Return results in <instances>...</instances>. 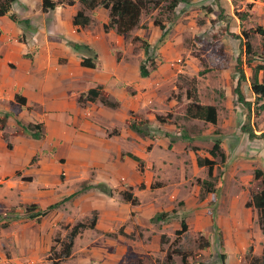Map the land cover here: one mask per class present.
Masks as SVG:
<instances>
[{
  "label": "rangeland",
  "instance_id": "rangeland-1",
  "mask_svg": "<svg viewBox=\"0 0 264 264\" xmlns=\"http://www.w3.org/2000/svg\"><path fill=\"white\" fill-rule=\"evenodd\" d=\"M157 1L158 4L155 6L150 5L148 9L142 10L136 27L128 33L119 34L123 35L124 40V49L120 51L125 55L126 53L127 55H133V57L128 58L129 63L134 62L136 58L141 62L145 56L143 42L146 40L149 44L150 57L155 61L154 68H150L149 62L147 67L151 71L160 67H166L171 70L169 76H166V78L168 77L165 80L167 83L157 92L158 98L154 99L156 111L153 108H149V113L158 112L159 114H165L169 112L166 103L160 98L164 95L167 97V102L172 98L175 100L173 102L174 107L170 108V112H174V119L172 118L165 127L169 131L162 130L158 122L154 124V122H149L146 119H140L146 120L143 125L145 133L147 131L146 134H139L133 131L134 133L129 134L130 137L113 138L116 142L111 140L113 148L117 150L123 149L120 160L116 154H114L115 156H112L113 154L110 156V159L117 162V164L126 166L125 152H133V147L145 152L144 159H142L143 161L140 165L142 172L139 171L137 163L135 167L132 165L131 168L136 173L134 180L139 181L137 185L141 184L139 188L143 189L139 191L140 201L138 204L132 205L122 199L121 192L129 186L125 183L127 178L123 175L118 177L116 183L115 179L113 181L114 186H112L111 178L104 176V174L110 173V170L106 167L95 168V173L92 174L94 180H102V178L103 180H110V184H107L114 191V198L111 199V202L117 201L120 204L121 208L117 215L123 221L112 222L116 227H111L109 231H103L104 234H94V231L85 232V235L77 243L76 248L72 246L71 255L58 262L60 264H122L123 261H126L127 252L130 251L134 252L142 260V264H161L165 262V253L168 251L173 256V264H183L181 256L175 250H197L200 256L195 259L191 256L188 257V264H264L263 248L260 250L261 254L259 253V256L255 255L253 243L246 240L247 246L242 247L240 252L237 253L229 246L241 243V241L233 238L236 235L232 232L227 233L225 231L229 226L227 222L230 221L229 204H226L228 198L230 200H246L244 197L248 195L250 199L252 193L258 190L259 182L255 178V170L259 169L264 173V155L261 146L258 145L259 143H248L247 136L243 141L240 138V135L245 136L241 126L247 121H250L256 132H264V113L260 111L258 116H251V113L248 114L247 109L243 107V112H239V116H237L236 112L231 111L232 104L230 105L229 102H226L229 104L226 107L231 112H226L224 108L220 109L221 118L228 126V132L232 137L225 141L224 150L221 147L225 154V159L222 161L219 157L215 158L216 164L212 174L215 178L216 189L214 196L211 193L209 196L201 188V180L208 178L207 167L200 168L195 160L196 156H201V152H205L209 147H212L214 140H221L222 132L216 124L213 126L209 122L193 121L182 115L187 104L184 102L186 94L185 89L178 88V84L184 86L186 79L190 80L195 77L198 94L202 97L205 96L203 98L204 101L209 100L210 96H217L216 99L221 102L220 98L224 99L223 88L221 86L216 88L212 86L216 82H222L224 77L232 76L227 70L229 69L230 60L233 61L230 71H235L236 57L239 55L244 58L239 38L231 35L241 34V30H254L249 34V41L254 54H256L255 61L244 68L246 75L250 76L253 73V66L260 60H264V33L255 32L258 26L264 29V0H259L258 3L263 4H258L257 8L254 7V2L258 0H187L186 3L179 2L173 10L168 8L171 0ZM106 13L108 16L107 10ZM244 14L245 16L242 17L241 15ZM154 20L161 22L167 29L166 41L161 45L157 42L161 30L154 23ZM113 32L116 33L115 29H113ZM116 34L118 35V33ZM218 45L224 47L225 57L228 62V66L223 70L218 68L219 65L215 64L213 57L215 52L213 49ZM200 71L204 72L199 74ZM77 74L78 72H75L73 79L75 85L90 83L89 78L94 75L92 72L84 71L85 78L81 80L82 82H78L75 81ZM228 80L231 83L230 78ZM128 91L131 93L130 89ZM182 97L184 98L183 100L181 99ZM253 100L254 105L252 104V108L255 110L257 105L256 100L254 98ZM124 109L122 107L114 116L105 121L111 123L112 126L120 127L121 131L122 125L127 127L124 120L121 119V111L123 112ZM233 110L236 111V108L233 107ZM248 117L250 118L248 119ZM127 118L131 120L139 119L131 110L127 113ZM153 119L156 118L153 117ZM117 127L113 130L111 129L112 134L120 132ZM90 131L92 132L91 142H97L104 151H107V144L102 140V130L97 127ZM163 135L168 138V144L164 145L160 141L163 139ZM209 138H211V143ZM249 146H252L254 151H249ZM87 152L89 153L90 150ZM83 153L82 155L67 156L72 162L79 165L82 173L87 169L84 167V163H89V166H92L91 158ZM176 156H179V159ZM226 159L229 166L225 165ZM166 160L170 161V163ZM183 162L185 165H183ZM90 173L87 169L84 175ZM160 174L163 181L160 178ZM140 176L143 177L141 182ZM64 177L61 174L62 184L57 190L66 193L70 188L73 187L74 189L73 195L68 198L69 201L68 199L64 200L65 202L68 201L65 203L68 205L66 209V206L60 205L56 211H52L53 214L48 215V213L36 220V218L30 216L31 213L26 211L27 205L23 206L20 204L14 209L10 205H3L0 208V259H2L0 264H7L3 260L5 258L1 256L2 253H5L8 264H50L48 255L50 254V257L53 258L55 256L54 253L60 249L61 242L65 240V236L71 226L89 214L87 205L104 204L96 196L92 197L93 200L83 198L78 200L77 204L72 202L80 191L84 190L83 188L87 183L84 182L80 185L75 182L74 178L73 180L70 179L69 186L66 187L63 185ZM143 182H147L150 188L144 189ZM219 183L221 185L217 189ZM160 186H162L160 189L163 191H158L157 188ZM96 190L98 191V189ZM94 200H97V202ZM153 200H155L154 204L150 205ZM64 201L62 202L64 203ZM202 201H205L206 204ZM242 205V203H237L235 207L238 222L240 223H244V219L245 221L248 219L245 216L246 214L239 209ZM104 206H108V204L105 203ZM159 206L161 207L156 210L155 207ZM225 207L228 209L223 214L222 220H220L221 225H219L218 211L223 213ZM243 207L245 208V206ZM164 208L166 210H161ZM195 209L204 212L200 214L204 217V225L202 221L197 224L195 220L193 222L190 219L193 215L188 213ZM172 210L174 212L181 210L182 213L176 214ZM160 212L166 214V219L162 221L161 225H165L162 233L157 229L158 222L152 221V219L158 220V216L163 215L158 214ZM252 216L251 227H243V229L246 235L251 233L252 238L256 240V237H259L261 232L256 210L253 211ZM89 217L86 216V218ZM175 218H178V224L171 222ZM182 221L186 223L184 231H181ZM214 224H216V227ZM125 231H128L129 235L118 237L119 233ZM45 232L48 237L50 236V247L54 246L53 253L49 252L50 247L47 244L48 240L45 238ZM223 233L225 235L224 239ZM161 234L166 239L162 245L159 241ZM95 238L97 239L96 241L94 240ZM99 240H103L109 245L106 243L101 244ZM205 240L208 241V246L201 248L200 244H203ZM82 241L87 242L84 244H87L89 250L86 251L89 253L91 251L90 254L78 248L79 243ZM94 243L99 244L98 246H100V251L104 254V258L109 253L108 261L97 258L98 255H93L92 246ZM226 243L227 245L225 246L224 244ZM222 244L223 246L221 247ZM261 244L264 246V242ZM160 247L162 250H160ZM10 259L13 261L11 262ZM116 259H119L118 262H115Z\"/></svg>",
  "mask_w": 264,
  "mask_h": 264
},
{
  "label": "crops",
  "instance_id": "crops-1",
  "mask_svg": "<svg viewBox=\"0 0 264 264\" xmlns=\"http://www.w3.org/2000/svg\"><path fill=\"white\" fill-rule=\"evenodd\" d=\"M258 2L259 0L254 2V7L257 8L258 4H261ZM41 4L42 0H15L12 3L11 12L18 18L27 20L28 23L25 25L11 20L8 15L0 16V116L4 114L8 115L4 129L0 130V204L2 206L10 205L13 209L20 204L23 206L35 204V209L27 211L33 214L37 210H42L57 201H63L67 196L73 194V187L66 193L57 190L62 184L60 179L61 174L65 176L63 185L66 187L69 186L70 179L73 180L75 178V182L80 185L86 182L87 185L84 186V190L80 191L79 195L72 202L77 204V201L80 199H92L93 196H96L98 200L102 203L104 202V204L107 203L108 206H104V204L87 205L89 214L85 215L82 219H86V216L89 217L92 211H96L97 222L94 228L83 229L77 234L73 243V248H76L77 243L85 235V232L94 231V234H104L103 231H109L111 227H116L112 222L117 221L118 223L123 221L117 215L121 208L120 204L117 201L111 202V199L114 198V191L107 184H110V180H103V178L102 180H94L92 174L95 173V168L106 167L110 170V173L104 174V176L111 178L112 186H114L113 181L116 179V183L118 177L123 175L127 178L125 183L129 185L128 187L133 186L131 187V191L133 190V194L137 196L139 201V191L143 190L139 188L141 184L137 185L139 181L134 180L136 173L131 169L132 165L135 167V164L137 163L138 165V162L128 156V153L138 156L143 161L145 152L134 147L133 152H125L126 166L117 164V162L111 160V154H113L112 156L116 154L120 160L123 151L122 148L119 150L113 148L111 140L116 142L113 138L120 139L121 137L122 139L123 137H130L129 134L133 130L128 126L124 127L122 125V130L120 131V127L112 126L111 123H107L105 120L110 119L123 107L125 109L123 112L121 111V119L125 123L128 119L127 113L130 110L139 119H146L149 122H154V124L157 123L158 121L153 119V117L156 118V115L159 113H149V108H153L156 111L154 99L158 98L157 92L167 83L165 80L168 77L166 78V76H169L171 70H168L166 67H160L157 70L150 71L146 77H141L139 74L140 60L138 61L136 58L134 62L129 63L128 58L133 57V55H127L126 52L125 55L120 51L124 49L123 35H117L113 32V29L105 31L103 25L108 21L107 9L101 6H97L92 10L85 9L84 13L90 16L92 21L86 26H81L73 24V17L76 12L84 8L79 0H74L72 4L63 3L57 5L46 12L42 11ZM84 59L92 62L94 64L93 67L83 65ZM232 63L233 61L230 60L229 69H227L232 76L224 77L223 83L221 81L216 82L212 86L214 88L218 86L223 88L224 99L220 98L221 102H218L217 96H210L209 100L204 101L203 98L205 96L202 97L198 94L200 101L204 104L217 107L216 126L222 132L220 147L223 150L225 141L230 139L232 135L228 132V126L221 118L220 109L224 108L228 113L234 111L239 116V112H243L244 107L241 103L235 102L236 94L233 89L237 84L238 76L235 71H230ZM84 71L94 73L89 78L90 83L75 85L73 81L75 72H78L75 81L82 82L81 80L85 78ZM252 75L253 73L250 76L245 74L246 79L240 84L244 98L250 101L253 99V94L249 89ZM228 78H230L231 83ZM257 78L259 81L264 80V72L258 71ZM90 89H98L104 92L107 98L110 101L117 102L118 106L115 108L105 104L100 96L93 98L86 97ZM128 89H130L131 93ZM80 96L82 97L79 99ZM19 98H23L24 102L20 103ZM160 98L166 103L170 112V108L174 107L173 102L175 100L172 98L167 102V97L164 95ZM181 99L183 100L184 98L182 97ZM184 102H189L186 96ZM226 102H229L230 105L232 104L231 111H228L226 106L229 104ZM233 107L236 108V111L233 110ZM184 112L182 115H184ZM261 112L264 113V110ZM170 113L172 114L170 120H172L174 112ZM243 114L245 115V113ZM192 120L200 121L199 119ZM101 122L102 124H100ZM168 122H158L160 124L158 125L162 130L169 131L165 128ZM28 124H41V137L34 138L32 131L26 129ZM212 125L214 126V124ZM97 127L102 130V140L107 144V151H104L97 142H91L90 137L92 132L90 130H94ZM115 127L120 131L118 134H112V130ZM2 134L5 137H2ZM246 134L243 132L245 136L240 135L242 141L247 136L248 143L258 142L264 155V140L258 137L249 139ZM160 141L164 145L168 144V138L165 135H163V139ZM209 141L211 143V138H209ZM7 144H10V147ZM210 149L211 147L205 152H201L200 157L215 159L209 154ZM248 149L249 151H254L252 146H249ZM88 150H90L89 153L87 152ZM82 152L91 158L92 166H89V163H84V167L91 172L90 174L84 175L87 169L82 173L79 165L67 157L74 154L82 155ZM176 157L179 159V156ZM168 162L170 163V161ZM183 165H185L184 162ZM225 165L229 166L227 159ZM204 167L200 166V168ZM139 171L142 172V170ZM140 178L141 182L143 177L140 176ZM161 180L163 181L162 178ZM143 183L144 189L150 188L147 182ZM97 184L106 186L110 189L111 193L102 192L99 185L96 186ZM220 185L219 183L217 189H219ZM162 186L157 188L158 191H163L160 189ZM240 188L242 190L241 186ZM208 194L210 196V193ZM244 198L246 200H230L228 198V202L226 203L229 204L230 221L227 222L229 226L225 231L227 233L232 232L236 235L233 238L241 241V243H235L229 247L238 253L242 247L247 246L246 240H249L253 243L255 255L259 256L261 254L260 250L264 247L261 244L264 242V235L260 232L259 237H256L255 240L252 238L251 233L246 235L244 232L243 227H251L252 213L255 211L252 207L245 206L246 201L249 200V196L247 195ZM94 201L97 202V200ZM66 202H61L56 208L49 210V214H47H53L60 205L66 206V209L68 206L65 204ZM154 202L155 200L150 205H153ZM202 202L206 204L205 201ZM237 203L243 204L239 209L248 218L246 221L244 219V223L238 222V215L235 212ZM160 207H155V209L158 210ZM227 209L225 207L223 213H219L218 211L219 225H221L220 220H222V216L226 213ZM172 211L176 214L182 213L181 210ZM203 213L195 209L188 214L193 215L194 217L192 216L190 219L193 222L195 220L198 224L201 221L203 223L204 217L200 215ZM158 214H163V212ZM165 216L166 214H163L158 216V220L152 219L153 222H158L157 229L161 233L165 228V225L161 226L162 221L166 219ZM82 219L79 220L82 221ZM171 222L178 224L179 220L175 218ZM109 233L111 234V232ZM121 235H129V232L119 233L118 237H121ZM162 236L163 234H161ZM222 236L224 239V233ZM45 238L48 240L47 244L50 247V236L48 237L46 232ZM94 240L96 241L97 239L95 238ZM153 240L156 241L155 239ZM86 241L79 243L78 248L80 250H89L87 244H84L87 243ZM159 241L161 244V238ZM103 243L106 242L102 240L101 244ZM98 245L94 243L92 246L93 255H98L97 258L108 261L109 253L105 257L107 259H105ZM224 245L226 246L227 243ZM133 251L135 250L133 249ZM175 251L178 252L179 250ZM87 253L90 254L91 251ZM1 256L5 258L3 260L8 264L5 253H2ZM109 256L112 258L111 255ZM119 259H116L115 262H118ZM1 261L2 259H0V263ZM10 261L12 262L13 260L10 259Z\"/></svg>",
  "mask_w": 264,
  "mask_h": 264
},
{
  "label": "trees",
  "instance_id": "trees-1",
  "mask_svg": "<svg viewBox=\"0 0 264 264\" xmlns=\"http://www.w3.org/2000/svg\"><path fill=\"white\" fill-rule=\"evenodd\" d=\"M15 0H0V16L8 15L11 20L17 22V23H23L24 25L28 23L27 20H22L18 18L14 13L11 12V6L12 3ZM74 0H42L41 9L42 11L46 12L49 9L54 8L57 5H61L63 3L66 4H72ZM79 2L82 4L84 8L79 9L76 14L73 17V24L74 25H81L86 26L88 25L92 19L90 16L86 15L84 13L85 9L92 10L97 6H101L108 11V21L106 24L103 25L105 31H108L109 29H115V32L118 34H125L128 33L130 30H132L134 27L137 26L139 22V16L143 9H148V6H155L158 4L157 0H79ZM179 2L186 3L187 0H171L168 4V8L170 10H173L176 8ZM242 17L245 16L241 15ZM241 19V17L239 16ZM154 23L158 25V27L161 30L160 37L158 39V44L161 45L166 41L167 38V29H165V26L159 22L158 20H154ZM254 31L252 29L248 30H241V34H231L234 37L239 38L240 40V46H242V50L244 52V58H241L239 55L236 57V64H235V71L237 77V84L234 87L233 91L236 94L235 102L241 103L248 111V114L251 113V116H258L260 111L264 110V80L259 81L257 78L258 71L264 72V60H260L257 64L253 66V75L249 82V89L251 93L253 94V98L256 100V109L253 110L252 104L254 105V100H246L243 96L242 90H241V82L246 79L245 76V66H250L253 61H255V55L253 52L252 45L249 41V34ZM256 33L263 34L264 29L261 26H258L255 30ZM144 52L145 56L143 60H141L139 64V74L141 77H146L151 69L147 67V63L149 62L150 68L155 67V61L150 57L149 49H148V42L144 40ZM264 49V44H263ZM215 52L213 54V57L215 59V64L219 65V69L226 68L228 66V62L225 57L224 47L222 45L215 46L213 49ZM262 57V56H258ZM83 65L93 67V63L88 61L87 59L83 60ZM205 71V70H204ZM203 71V72H204ZM202 71L199 72V74L203 73ZM196 78L192 77L190 80L186 79V84L182 86L181 84H178V88L185 89L186 98L189 99V102L186 104L184 115L186 118L190 119H199L200 121L209 122L211 124H216L217 122V108L214 105L210 104H204L202 101H200L198 93H197V86H196ZM100 96L102 101L105 104H108L111 107H117L118 103L115 101H110L104 92L98 90V89H90L88 90L86 97H96ZM82 96L79 97V99ZM85 97V98H86ZM179 97V96H178ZM177 97V98H178ZM20 103L24 102L23 98H19ZM8 115L4 114L3 116H0V130H3L6 124V119ZM172 117V114L170 112H167L164 115L157 114L156 120L159 123H166L168 122ZM139 118V117H138ZM250 117H248L249 119ZM145 123V120H131L127 119L126 124L127 126L139 133V134H146L145 130L143 128V125ZM42 125L41 124H28L26 129H30L32 131V136L34 138L41 137L42 132ZM241 130L245 133H247L249 138L259 137L264 140V132L256 133V129L254 126L250 124V121H247L242 124ZM2 137H5L4 134H2ZM8 147H10V144H7ZM209 154L213 157H219L222 161L225 159V154L221 150L220 147V140L216 139L214 140V144L212 145ZM128 156H130L134 161L138 162V168L141 170V160L138 156L128 153ZM197 164L199 166H206L207 167V176L208 178L201 180V188L204 190L205 193H211L214 196L215 193V178L213 176V169L216 164L215 159H211L208 157H200L197 156L196 158ZM255 178L258 179V190L252 193L250 199L246 201L245 206L252 207L256 210L258 215V223L261 229L262 234L264 235V173L262 170L256 169L255 170ZM99 188L102 192L110 194L111 191L109 188H107L104 185H99ZM84 189V188H83ZM131 187H128V189L123 190L121 192L122 199L124 201H127L132 204H137L139 202L136 195L133 194L131 191ZM73 195V194H72ZM72 195L67 196L64 200L68 199ZM63 200V201H64ZM62 201H57L53 204L48 205L46 208L42 210H37L34 214H31L30 216L36 218V220H39L42 216L46 215L49 210L56 208ZM3 207L0 204V208ZM35 204L28 205L25 209L26 211L30 209H35ZM210 213V212H209ZM161 217V216H160ZM159 218V217H158ZM97 222V213L96 211L91 212V216L89 218H86L82 221H78L73 226H71L70 230L67 232L65 240L61 242L60 249L54 253V257L51 258L50 254L48 255V259L51 260L50 264H60L58 261L68 257L71 254L72 246L74 243V238L77 236V234L86 228H94ZM182 230L184 231L186 229V223L184 221L181 222ZM216 227V224H214ZM184 229V230H183ZM165 236L161 237V244L165 241ZM208 246V241L205 240L203 244H200L201 248H204ZM249 248V247H248ZM162 250V248H160ZM50 253L54 252V246L50 247L49 250ZM179 255L181 256V260L183 264H188L187 259L188 257H192L193 259L200 256L199 252L197 250L193 251H178ZM262 253L264 255V247L262 250ZM167 261V262H166ZM124 264H140V259L132 252L128 251L126 254V261H123ZM122 263V264H123ZM161 264H173L172 254L166 251L165 253V262H162Z\"/></svg>",
  "mask_w": 264,
  "mask_h": 264
}]
</instances>
